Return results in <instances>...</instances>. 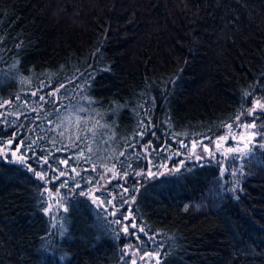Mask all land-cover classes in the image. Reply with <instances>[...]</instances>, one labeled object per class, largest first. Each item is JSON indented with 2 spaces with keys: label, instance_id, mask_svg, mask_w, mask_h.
Segmentation results:
<instances>
[{
  "label": "trees",
  "instance_id": "obj_1",
  "mask_svg": "<svg viewBox=\"0 0 264 264\" xmlns=\"http://www.w3.org/2000/svg\"><path fill=\"white\" fill-rule=\"evenodd\" d=\"M41 80L59 90L64 105L102 112L110 143L89 150L90 124L99 126L81 114L83 139L46 127L44 137L55 134L63 149L23 152L57 155L68 144L85 145L106 160L138 140L137 150L149 142L152 156L159 154L151 168L123 156L121 172L142 174L129 176L131 187L114 204L121 211L130 205L147 232L159 233L160 264H264V149L253 146L233 158L236 193L220 163L179 162V152L201 138H219L225 125H264V113L242 114L251 98L264 96V0H0V105L16 103L7 109L21 113L0 126V136L17 135L20 147L33 142L24 140L33 135L32 122L21 118L38 97L14 100ZM171 152L179 154L173 161L179 166L148 176ZM3 153L0 264H131L118 227L85 196L93 175L77 176L79 186L67 189L64 227L52 228L48 197L40 196L44 182L29 162ZM117 184L99 195L103 204L119 193Z\"/></svg>",
  "mask_w": 264,
  "mask_h": 264
},
{
  "label": "rangeland",
  "instance_id": "obj_2",
  "mask_svg": "<svg viewBox=\"0 0 264 264\" xmlns=\"http://www.w3.org/2000/svg\"><path fill=\"white\" fill-rule=\"evenodd\" d=\"M58 89H52L51 83L45 80H41V84L36 87V89L33 90H23L20 93L17 94L16 99L14 102H20L22 98L19 97V95H28L31 99L38 97V101L35 102L28 111L23 112L22 120H30L32 123L30 124L29 129H33V135L26 136L24 140L31 139L33 142H29L26 144H23L20 147V143H16L17 135L14 137H3L0 136V139H5V143L8 140H13L14 143L12 145H9L7 149L4 148L3 144H0V150L4 153H12L15 152L17 147L20 148L19 152H16V155H12V159L15 162L19 163H28V166H31V169H33L35 172H40L45 175V177H51V176H59L60 172H63L64 175L60 176L58 180L50 181L48 183H45L46 188L50 191L52 194L48 197V208L50 207V210L48 211V208L46 210V213L49 214L51 218L52 228H56L58 226H62V219L65 217V215L62 213V211L66 206V199L69 195H72L67 189H70L72 192L75 188H77L78 185V178L80 174L83 176H86L84 172H87L90 176L93 175L95 178V182L93 185L89 186L87 193H85V196L91 200V202L96 206L97 208H101V210L104 211L105 214H108L110 216V219L115 223L114 226L118 227V232L120 235L123 236L125 245L123 247L124 255L129 258V261L132 262V260L136 261V264H155V259L153 258L151 261H149L147 258L145 260L140 259V255L143 254V251L153 252L156 253L155 250V243L159 240L158 232L149 233L145 230L144 233H138L137 230H133L129 228L128 233L123 232V226H127L130 223L134 222L138 225V227H143L136 219H132L133 217L130 214V205L125 207L126 209L121 211L120 207L114 204V198L117 196L116 199H120L123 197L128 189L131 187L132 181H130V177H137L141 173V170H137L134 173L129 174L128 172H121V161H123V156H130L133 155V157H137L140 160L147 163L148 167H152V162H154L159 154L156 152L154 156H152V145L149 142L147 144H142L144 146V149L137 150L136 147L141 144V142L138 140L130 147H133L128 152H123V150L119 153L118 157L115 154H112L110 156H106V160L98 159L96 157L91 156L86 149V146L81 145V149L78 147H73L72 145H69V149H64L60 154L54 155L55 153L51 155H35L34 151H27L23 152L22 150L27 148H36L40 150L45 149H52L59 153L61 149H63L62 145L58 144V138L55 134H50V132H47L46 137L45 131L46 127L52 128L55 131H57L61 136H67L69 134H73V141L74 140H80L83 138L76 139L77 136H81L80 133H77V128L81 122V114H86L84 117L87 119V116L90 119L97 118L96 125L99 126L98 130L94 129L93 124H90L89 131L93 134L92 141H91V147L89 149L92 151L95 150L96 153L100 151V149L109 144L110 138L105 137L104 135V128H105V120L102 116V112L94 108L93 106L88 107L85 104H75V105H64L66 102L62 98H58L57 93ZM35 93V94H34ZM55 93V96L53 97L51 94ZM40 97H43V99H40ZM264 96L259 97H253L251 98L252 104L250 106L253 107L255 104V101L257 99H261ZM261 102L264 103V99H261ZM69 103V102H68ZM3 106H0V126L7 128L8 124L6 123L7 119L11 116H19L21 113H16L14 111L10 112L7 108L16 105V103H10L9 101H6ZM249 108V109H250ZM70 112V113H69ZM257 112H260L259 110ZM45 117L44 122L41 124L40 119L42 117ZM81 118H80V117ZM47 119V120H46ZM84 119V120H86ZM46 121L49 123L47 124ZM252 122H239L236 125H232L231 130L227 129L224 131L221 136H232L234 135L236 139L228 138L225 141H220L222 147L217 150L216 148V142L219 141V138H212L211 141H204L205 138H201L197 141H194L192 145L186 149L184 153L180 154L179 162H183L186 160L195 159L198 161L200 160H212L216 161L217 163H220L222 172H227L232 168L235 167L233 163V158L237 156H242L241 154H234L229 153L225 155L226 149L228 147H236L240 146L241 148H244V145L247 144V148L245 150L252 148L253 146H258L264 149V137H261L259 133L264 132V127L260 125L259 123L256 124L255 129H242V124H251ZM38 124V125H37ZM250 132H256L257 135L255 137H249ZM244 136V141H239V137ZM143 138V136L141 137ZM20 139V138H19ZM146 143V142H145ZM193 144L196 145L195 148H193ZM207 148L210 150L205 151L204 149ZM81 153H83V156H81ZM166 153V152H164ZM211 153V154H210ZM61 154H63L61 156ZM176 152H171L167 158L161 157L159 159V163H157V167L154 168V171L151 169H148L147 172H152V175L147 174L148 176H154V175H160L161 173L169 172L174 169V167L179 166L177 162L175 161L179 154ZM23 155L25 157L24 162H20L17 160V156ZM167 156V153H166ZM239 157V158H240ZM68 160V161H67ZM62 161H67V164L61 163ZM85 162V164H83ZM124 167H127V164H124ZM72 169H75L73 172ZM230 172V171H229ZM235 172V171H234ZM231 176L232 175V172ZM232 180V189H235V193L239 189V181L233 176ZM87 180V179H86ZM88 181V180H87ZM92 181H88V183H91ZM118 183L117 186L121 189L118 190V194H114L107 200L106 204H103L101 202V198L99 195H101L104 191L108 190L109 186L112 183ZM61 184H65L66 186L61 187ZM125 189L127 191L125 192ZM69 194V195H68ZM55 197L59 200V204L55 202L53 199ZM131 203V200H130ZM124 213L121 214V212ZM66 212V211H64ZM115 213V214H113ZM116 221H120V223H117ZM64 225L61 227L63 228ZM60 228V229H61ZM133 231H137V234L140 236V239L138 240L136 236L132 235L131 233ZM149 236L154 237V243L146 246L141 243V241L147 240ZM137 249H141V252H137Z\"/></svg>",
  "mask_w": 264,
  "mask_h": 264
},
{
  "label": "snow or ice",
  "instance_id": "obj_3",
  "mask_svg": "<svg viewBox=\"0 0 264 264\" xmlns=\"http://www.w3.org/2000/svg\"><path fill=\"white\" fill-rule=\"evenodd\" d=\"M35 94V93H34ZM53 97L55 96V93H52L51 94ZM245 95H250V94H245ZM40 99H43V97H40ZM261 99H264V97H262ZM261 99H257L255 101V104L253 107H251L250 109H248L246 112L242 113L243 115H246V116H253L255 117L256 114H257V111L259 110L260 112L264 113V103L261 102ZM0 106H3V105H0ZM236 120H239L240 119V116L237 115L235 117ZM226 128H228L229 130H231L232 128V125H225ZM262 127H264V125H262ZM241 128L242 129H255L256 128V124L253 122L251 124H242L241 125ZM143 133H141L142 135ZM257 135L256 132H250L249 134V137H255ZM259 135L261 137H264V132L262 133H259ZM80 137L77 136L76 139H79ZM228 138H232V139H236V137L234 135L228 137V136H221L219 141L216 142V148L217 150H219L222 145L220 143V141H225L226 139ZM244 136H240L239 137V141L243 142L244 141ZM14 143L13 140H8L6 143L2 140H0V144H3L4 145V148L7 149L9 145H12ZM17 144L20 143V141H16ZM33 143H35V141H33ZM196 145L193 144V148H195ZM245 148H247V144L244 145V148H241L240 146H236V147H228L226 149V152L224 153L225 155L229 154V153H234V154H241V153H244L245 151ZM90 150V149H89ZM205 151H209V149L205 148L204 149ZM20 151V148L17 147L16 151L15 152H12L11 154L12 155H16V152H19ZM7 153H3V155H6ZM211 154V153H210ZM81 156H83V153H81ZM18 161L20 162H24L25 160V157L23 155H19L16 157ZM61 163H65L67 164V161H62ZM29 170L33 171V174L39 179V180H42V181H45V183H48L50 181H54V180H58L60 176H63L64 173L63 172H60L59 173V176H51V177H45V175L43 173H40V172H35L33 169H31V166H29ZM72 171L74 172L75 169H72ZM149 175H152V173H149ZM66 186L65 184H61V187H64ZM127 191V189H125V192ZM232 191H235V189H233ZM52 194L50 193V191L45 188L44 189V192L43 193H40V196L41 198H43L44 196H51ZM53 199L55 200V202L57 204H59V200L56 199L55 197H53ZM124 201L122 200L121 201V204L123 205ZM50 210V209H49ZM64 211H67V209H64ZM115 214V213H113ZM134 220V217L132 218ZM117 223H120V221H116ZM129 228L133 229V230H137L138 233H144L145 232V228L144 227H138V225L134 222L130 223L129 225L127 226H123V232L124 233H128L129 232ZM137 231H133L131 234L136 236V238L139 240L140 239V236L137 234ZM142 244L148 246L152 243H154V237L152 236H149L147 240H144V241H141ZM159 244H156V248H159ZM137 252H141L142 250L141 249H137L136 250ZM148 259L149 261H151L153 258L155 259V264H160V255L158 252L156 253H153V252H148V251H143V254L140 255V259L141 260H145V259ZM131 264H136V261L135 260H132Z\"/></svg>",
  "mask_w": 264,
  "mask_h": 264
},
{
  "label": "bare ground",
  "instance_id": "obj_4",
  "mask_svg": "<svg viewBox=\"0 0 264 264\" xmlns=\"http://www.w3.org/2000/svg\"><path fill=\"white\" fill-rule=\"evenodd\" d=\"M48 208V207H47Z\"/></svg>",
  "mask_w": 264,
  "mask_h": 264
}]
</instances>
